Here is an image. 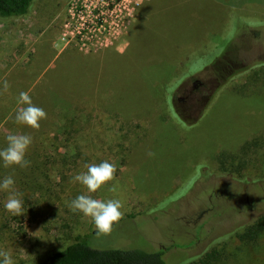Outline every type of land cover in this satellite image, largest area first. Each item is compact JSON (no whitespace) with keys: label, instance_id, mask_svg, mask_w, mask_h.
<instances>
[{"label":"rangeland","instance_id":"rangeland-1","mask_svg":"<svg viewBox=\"0 0 264 264\" xmlns=\"http://www.w3.org/2000/svg\"><path fill=\"white\" fill-rule=\"evenodd\" d=\"M67 2L0 18V149L9 134L33 138L28 168L0 162L24 202L13 216L0 191V250L29 264L87 236L95 249H163L164 264H204L212 249L225 264H264V240L236 237L264 215V70L242 74L264 63V0H141L112 44L89 52L62 28ZM21 91L47 113L39 129L15 123ZM105 160L115 178L88 194L119 199L123 218L97 236L66 202L85 194L73 175Z\"/></svg>","mask_w":264,"mask_h":264},{"label":"clouds","instance_id":"clouds-1","mask_svg":"<svg viewBox=\"0 0 264 264\" xmlns=\"http://www.w3.org/2000/svg\"><path fill=\"white\" fill-rule=\"evenodd\" d=\"M10 84L3 81V90L7 91ZM18 105H21L15 113L14 120L18 125L31 129H39L40 121L47 118V113L41 107L35 106L28 92L21 91L17 98ZM32 136L29 134H9L6 137V147L0 149V162L3 167H19L26 169L30 161L25 159L26 152L32 144ZM149 156L155 155L148 153ZM85 169L72 177V183H78L85 189V194L76 196L67 203L72 212H79L91 219L97 236L108 235L112 232L113 225L123 218L121 211L123 204L119 199H96L88 193H96L102 186L114 180L116 167L107 160L100 163H89L83 166ZM0 191L7 192V199L4 207L13 216L24 214L22 193L15 189V180L12 175L4 176L0 180ZM109 191H115L114 188ZM0 264H15L10 253L0 250Z\"/></svg>","mask_w":264,"mask_h":264},{"label":"trees","instance_id":"trees-1","mask_svg":"<svg viewBox=\"0 0 264 264\" xmlns=\"http://www.w3.org/2000/svg\"><path fill=\"white\" fill-rule=\"evenodd\" d=\"M32 4L33 0H0V18L24 16L28 14ZM238 21L249 25L261 24L260 21L254 20L245 21L238 19ZM248 67L244 69L242 74L248 72V70L258 67L264 70V63H253ZM233 78L234 76H228L227 78H225L226 83H228V80H230L229 82H231ZM12 84L14 83H11V85ZM9 94L12 95L13 90H11ZM3 95L4 93L0 95V100H2ZM169 100L170 97L167 96V103L169 102ZM169 110L174 116V112H172L170 106ZM3 114L4 113L0 114V117H2ZM76 114L82 116L78 109L76 110ZM77 119L78 117L74 114H72L71 117H68V123L65 125L64 130H68L70 124L73 121H77ZM75 131L76 130L71 129L70 131L62 132L65 137L64 143H67L69 141V138H72L74 136V134L76 133ZM66 156H68L66 153L61 154L60 158H58V162L66 163ZM198 176L199 172L195 175L194 178L196 179L198 178ZM190 184L191 182L188 185L190 186ZM177 191L178 189L174 191V193H176ZM1 230L2 227H0V233ZM236 237L240 243L246 246H257L261 240H264V215L258 217L254 222L244 227L243 231L241 233H238ZM87 238V236L76 237L74 241L70 244L48 254L42 260L29 264H164L163 255L165 251L163 249H159L152 252L144 251L137 248L95 249L89 245ZM204 258V264H225V262L228 260L227 255L215 249H212L206 254H204Z\"/></svg>","mask_w":264,"mask_h":264},{"label":"built area","instance_id":"built-area-1","mask_svg":"<svg viewBox=\"0 0 264 264\" xmlns=\"http://www.w3.org/2000/svg\"><path fill=\"white\" fill-rule=\"evenodd\" d=\"M141 0H68L62 28L80 52L107 47L134 16Z\"/></svg>","mask_w":264,"mask_h":264}]
</instances>
